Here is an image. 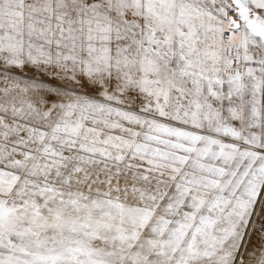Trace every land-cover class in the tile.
Masks as SVG:
<instances>
[{
  "label": "snow or ice",
  "instance_id": "obj_1",
  "mask_svg": "<svg viewBox=\"0 0 264 264\" xmlns=\"http://www.w3.org/2000/svg\"><path fill=\"white\" fill-rule=\"evenodd\" d=\"M0 264H264V0H0Z\"/></svg>",
  "mask_w": 264,
  "mask_h": 264
}]
</instances>
